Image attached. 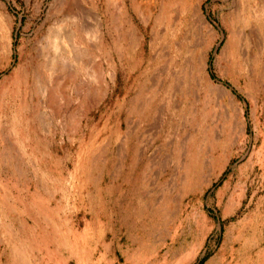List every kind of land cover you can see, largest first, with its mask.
Wrapping results in <instances>:
<instances>
[{"label":"rangeland","instance_id":"rangeland-1","mask_svg":"<svg viewBox=\"0 0 264 264\" xmlns=\"http://www.w3.org/2000/svg\"><path fill=\"white\" fill-rule=\"evenodd\" d=\"M202 258L264 264V0H0V264Z\"/></svg>","mask_w":264,"mask_h":264},{"label":"crops","instance_id":"crops-1","mask_svg":"<svg viewBox=\"0 0 264 264\" xmlns=\"http://www.w3.org/2000/svg\"><path fill=\"white\" fill-rule=\"evenodd\" d=\"M69 182L70 181H68V183ZM64 188H65V186L64 185H61V189H60L61 197H66ZM67 197H76L75 196V185L74 184H72V186L69 184V190H68Z\"/></svg>","mask_w":264,"mask_h":264},{"label":"trees","instance_id":"trees-1","mask_svg":"<svg viewBox=\"0 0 264 264\" xmlns=\"http://www.w3.org/2000/svg\"><path fill=\"white\" fill-rule=\"evenodd\" d=\"M202 262H203V258L200 259L197 264H202Z\"/></svg>","mask_w":264,"mask_h":264},{"label":"bare ground","instance_id":"bare-ground-1","mask_svg":"<svg viewBox=\"0 0 264 264\" xmlns=\"http://www.w3.org/2000/svg\"><path fill=\"white\" fill-rule=\"evenodd\" d=\"M203 23V22H202Z\"/></svg>","mask_w":264,"mask_h":264}]
</instances>
